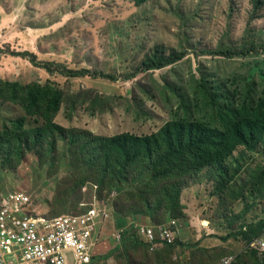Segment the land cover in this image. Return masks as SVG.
Listing matches in <instances>:
<instances>
[{
  "label": "rangeland",
  "instance_id": "obj_1",
  "mask_svg": "<svg viewBox=\"0 0 264 264\" xmlns=\"http://www.w3.org/2000/svg\"><path fill=\"white\" fill-rule=\"evenodd\" d=\"M252 12L249 0H150L141 6L125 0H0V81L61 90L55 122L87 134L148 136L179 118L223 129L221 113L243 104L255 108L264 100V9L256 20H251ZM157 48L166 54L184 51L186 56L167 68L127 79ZM228 50L246 55L230 59L224 55ZM24 52L33 56H18ZM47 63L54 70L59 64V69L88 70L115 80L52 75L39 67ZM24 117L20 105L0 101V134L4 124ZM33 125L44 123L28 116L26 127ZM59 142L52 154L28 153L20 163L9 158L16 142L4 147L0 199L25 191L33 198L36 210H27L33 217L80 215L91 209L112 214L113 220L98 219L101 239L94 264H183L189 258L190 264H264L263 255L251 254L258 239L248 246L232 237L264 219V200L250 187L255 171L264 166V136L255 151L240 148L235 153L229 168L237 177L222 195L213 168L193 174L183 188L186 218L178 219L179 241L198 248L202 240L208 248H220L191 253L179 251V246L162 255L144 247L116 251L121 243L114 234L124 220L114 214L119 192L109 184L99 192L92 172H83L71 146ZM82 180V191L73 190ZM173 219L134 216L127 222L165 225ZM260 240L264 243V235Z\"/></svg>",
  "mask_w": 264,
  "mask_h": 264
},
{
  "label": "trees",
  "instance_id": "obj_2",
  "mask_svg": "<svg viewBox=\"0 0 264 264\" xmlns=\"http://www.w3.org/2000/svg\"><path fill=\"white\" fill-rule=\"evenodd\" d=\"M125 1L141 6L150 0ZM249 2L253 11L251 20H256L264 9V0H249ZM224 55L231 59L244 56L246 52L228 50ZM18 56H33V54L24 52ZM185 56L184 51L166 54L157 48L144 58L140 69L128 75L127 79L136 77L140 72L167 68L183 60ZM33 61L35 62V59ZM51 66L52 64L47 63L39 67L46 69L52 75L59 74L66 78L92 76L115 80L113 76L103 73L92 74L88 70H74L68 67L59 69V64L54 70ZM62 98V91L53 86L31 87L0 81V101L18 104L26 113V117L4 124L5 131L0 134V151L8 145L12 146V142L15 141L17 148H10L9 158H14L20 163L28 153L42 155L48 152L50 155L57 150L59 140L66 141L76 158L82 162V171L89 170L96 178V181H93L98 186L94 185V187L99 192L109 184L111 190H116L120 194L114 203L116 212L114 214L124 218L121 228L125 227V229L121 236V244L116 251L122 249L128 252L135 247H144L151 251L149 245L142 241L134 225H128L127 219L134 216L145 217L151 221L160 216L176 218L170 221L172 222L186 218L185 204L181 201V195L189 177L206 168L217 170L219 182L216 190L222 195L237 177L230 174L229 168V162L234 159L235 153L240 148L255 151L264 136V100L255 108L243 104L240 108L226 110L224 115L221 113L219 119L223 129L213 128L200 121L179 118L166 123L156 134L139 136L122 133L109 137L87 134L82 129L65 128L57 124L55 118L59 113ZM28 116L35 118L38 123L40 120L43 121L44 126L26 127ZM135 183L138 186L131 189L130 187ZM85 184L86 180H82L74 184L73 190L81 192ZM250 187L255 197L264 200V166L257 168ZM263 235L264 219H261L243 226L232 237H240L241 241L250 246L255 239L260 240ZM179 238L180 236L173 244L162 243L157 239L158 249L154 253L162 255L164 251H177L179 246V251L185 250L191 253L196 249L209 253L212 252L210 250L220 248L204 247L207 244L205 242L203 244L206 245L201 244L202 240L197 241L198 248L193 243L186 246L179 241ZM221 240L227 241V239ZM255 247L256 249L251 250V254L256 258L258 255L264 256V252L260 251L259 247ZM114 252L115 250L110 255ZM108 257L105 256L103 259L106 260ZM189 259L183 264H190ZM93 260L91 264H94Z\"/></svg>",
  "mask_w": 264,
  "mask_h": 264
},
{
  "label": "built area",
  "instance_id": "obj_3",
  "mask_svg": "<svg viewBox=\"0 0 264 264\" xmlns=\"http://www.w3.org/2000/svg\"><path fill=\"white\" fill-rule=\"evenodd\" d=\"M30 206L36 210L32 196L25 191L0 199V264H91L101 239L98 219L102 216L107 221L112 214L94 209L80 215L33 217L27 211ZM133 225L152 251L158 248L157 239L173 244L179 234L176 221L158 228L136 222ZM122 233L119 230L114 234L120 242ZM261 241L254 246L264 252Z\"/></svg>",
  "mask_w": 264,
  "mask_h": 264
},
{
  "label": "clouds",
  "instance_id": "obj_4",
  "mask_svg": "<svg viewBox=\"0 0 264 264\" xmlns=\"http://www.w3.org/2000/svg\"><path fill=\"white\" fill-rule=\"evenodd\" d=\"M177 222V225H178V221H176ZM133 223H135V222H133ZM131 226V225H130ZM150 226H154V227H156V228H158V227H161V226H165V225H157V226H155V225H150ZM178 228H179V226H178ZM180 233H181V230H180V228H179V234H178V236H177V238L180 236ZM176 238V239H177ZM142 241H144L143 239H142ZM176 241V240H175ZM261 241V240H260ZM145 242V241H144ZM121 243V242H120ZM146 244V243H145ZM147 246H148V244H147ZM149 247V246H148ZM149 249H150V247H149ZM151 250V249H150ZM157 250V249H156ZM152 251V250H151Z\"/></svg>",
  "mask_w": 264,
  "mask_h": 264
},
{
  "label": "crops",
  "instance_id": "obj_5",
  "mask_svg": "<svg viewBox=\"0 0 264 264\" xmlns=\"http://www.w3.org/2000/svg\"><path fill=\"white\" fill-rule=\"evenodd\" d=\"M117 217V216H116ZM112 220H113V215H112ZM115 221H116V218H115ZM111 223V222H110ZM136 223H139V222H136ZM131 224H133V222H131V223H128V225L130 226ZM142 224H144V225H150V224H147V223H142ZM125 229V227H123V228H121L120 230H124ZM119 231V230H118ZM117 232V231H116ZM203 245H206V244H203ZM213 244H211V246H212ZM206 247H210V246H206ZM158 249V248H157Z\"/></svg>",
  "mask_w": 264,
  "mask_h": 264
}]
</instances>
